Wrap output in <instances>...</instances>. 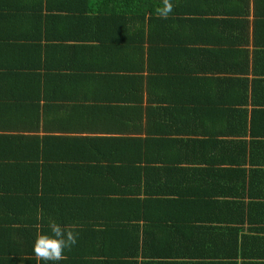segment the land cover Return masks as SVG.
<instances>
[{
    "label": "trees",
    "instance_id": "16d2710c",
    "mask_svg": "<svg viewBox=\"0 0 264 264\" xmlns=\"http://www.w3.org/2000/svg\"><path fill=\"white\" fill-rule=\"evenodd\" d=\"M161 3L0 0V264H264V0Z\"/></svg>",
    "mask_w": 264,
    "mask_h": 264
},
{
    "label": "clouds",
    "instance_id": "9594fccd",
    "mask_svg": "<svg viewBox=\"0 0 264 264\" xmlns=\"http://www.w3.org/2000/svg\"><path fill=\"white\" fill-rule=\"evenodd\" d=\"M173 0H162L156 12L167 19L173 12ZM50 233H39L34 241L33 252L39 262H58L66 259L65 250L70 251L76 245L78 232L74 226H62L57 222L49 223Z\"/></svg>",
    "mask_w": 264,
    "mask_h": 264
},
{
    "label": "crops",
    "instance_id": "0c3cea01",
    "mask_svg": "<svg viewBox=\"0 0 264 264\" xmlns=\"http://www.w3.org/2000/svg\"><path fill=\"white\" fill-rule=\"evenodd\" d=\"M225 77H227L228 75L225 73L224 75ZM232 75L230 74L229 77H231ZM59 131H56V132H50L48 133L47 136H44L45 133L43 132H38V135L39 136H44L45 137H49V136H55V135H59L60 137H63V138H67L70 140H73L74 142L76 141V137H78L77 135H75V133L73 131H70V130H67L66 132H63V133H58ZM26 136H35V135H31V134H28ZM39 139L41 140L42 138L39 137ZM24 141V144L19 147V149H21L22 147H25L24 151L25 152H21L20 150H18V153L21 154V155H28L27 152L30 151L29 149L31 148V146H33V143L35 141L34 138H31L28 140V137H25L23 139ZM9 216H12L11 212H9ZM35 216H36V220H39L38 222L40 221H53L55 219V213L48 207V208H45L44 206L42 205H39V207H37V211L35 213ZM62 221V220H61ZM139 260V259H138ZM137 260V263L140 264V260L138 261ZM42 262H39V264H41ZM35 264H38V262L36 261ZM45 264V263H43Z\"/></svg>",
    "mask_w": 264,
    "mask_h": 264
}]
</instances>
